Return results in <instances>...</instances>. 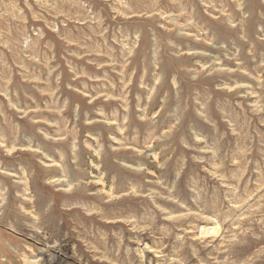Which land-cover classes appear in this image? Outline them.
<instances>
[{
    "label": "rangeland",
    "instance_id": "obj_1",
    "mask_svg": "<svg viewBox=\"0 0 264 264\" xmlns=\"http://www.w3.org/2000/svg\"><path fill=\"white\" fill-rule=\"evenodd\" d=\"M0 264H264V0H0Z\"/></svg>",
    "mask_w": 264,
    "mask_h": 264
},
{
    "label": "built area",
    "instance_id": "obj_2",
    "mask_svg": "<svg viewBox=\"0 0 264 264\" xmlns=\"http://www.w3.org/2000/svg\"><path fill=\"white\" fill-rule=\"evenodd\" d=\"M208 234H209V235H213V234H214V231H213V230H210V231L208 232Z\"/></svg>",
    "mask_w": 264,
    "mask_h": 264
}]
</instances>
